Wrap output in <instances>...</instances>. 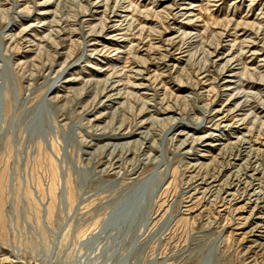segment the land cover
<instances>
[{"label": "rangeland", "instance_id": "rangeland-1", "mask_svg": "<svg viewBox=\"0 0 264 264\" xmlns=\"http://www.w3.org/2000/svg\"><path fill=\"white\" fill-rule=\"evenodd\" d=\"M0 264H264V0H0Z\"/></svg>", "mask_w": 264, "mask_h": 264}]
</instances>
